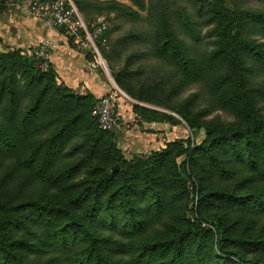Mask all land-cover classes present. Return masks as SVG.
Listing matches in <instances>:
<instances>
[{"label": "rangeland", "instance_id": "rangeland-1", "mask_svg": "<svg viewBox=\"0 0 264 264\" xmlns=\"http://www.w3.org/2000/svg\"><path fill=\"white\" fill-rule=\"evenodd\" d=\"M69 1L85 19L106 20L107 42L101 53L107 67L97 69L118 88L128 112L120 114L112 131H97L89 111L94 98L89 96L85 104L76 100L75 92L64 91L47 62L35 63L29 55L31 49L2 48L0 210L13 207L18 215L30 213L32 210L25 208L32 206L25 201L64 203L72 195L81 197L88 191L85 199L98 203L101 210L86 221L93 225L107 216L108 225L113 212L120 221L124 211L120 205L126 193L133 191L144 197L140 203L150 210L139 241H160L164 235L172 238L184 230L198 237L205 233L202 243L197 238L185 242L183 263L237 264L235 255L223 257L212 244L217 240L213 236L217 218L222 217L221 226L228 232L258 238L253 244L238 247L243 257L264 260V184H256L260 173L251 172L243 150L242 159L238 158L233 139H222L218 134L246 125L255 128L256 120L264 121L263 64L256 65L248 47L249 43L264 46V20L257 17L264 13V0ZM225 43L228 48L222 50L229 49L236 60L233 70L221 57ZM217 50L218 55H214ZM257 50L264 53L263 47ZM225 53L223 58L228 56L230 61ZM184 61L192 63L185 65ZM197 62L206 65L209 76L205 65L201 69ZM223 75L228 80L237 75V80L227 82ZM227 91L234 98H228ZM27 111L28 129L43 125L36 136L43 138L37 147L29 145L27 134L20 140L19 125ZM73 113L81 115L78 126L65 129L62 137L66 140L48 151L45 147L51 128L60 129ZM246 135L259 137L260 133L249 130ZM188 145L187 152L176 159L175 170L172 155ZM62 171L67 172L64 178ZM179 173L192 174L195 183ZM100 181L111 183L95 190ZM153 181L164 186L163 191L156 190L165 193L164 210L157 209V198L149 191ZM198 189L203 194L201 208L196 202ZM221 193L244 200L235 201ZM83 208L86 210V205ZM153 213L157 216L151 219ZM195 215L204 221L191 222L189 217ZM160 256L156 264H165L171 257L164 252ZM22 257L27 263H48L42 256L27 252Z\"/></svg>", "mask_w": 264, "mask_h": 264}, {"label": "trees", "instance_id": "trees-1", "mask_svg": "<svg viewBox=\"0 0 264 264\" xmlns=\"http://www.w3.org/2000/svg\"><path fill=\"white\" fill-rule=\"evenodd\" d=\"M247 16H252L251 13H247ZM261 20H264V13H259L257 15ZM87 19V18H86ZM235 29H233L234 31ZM232 31L229 30V34ZM108 35V31L106 33ZM229 39H234L231 37ZM228 40V39H227ZM228 44L225 43L221 45L220 53L222 59H225L228 62V66L233 70L236 66V60L233 57V54L229 53V49L223 51V48H228ZM248 47L253 52L255 56L256 65L263 64L262 70L264 72V53L257 50V47H263L262 44L254 45L249 43ZM103 51V50H102ZM182 51V50H181ZM19 53L22 50L18 51ZM228 53L231 60L229 61L228 56L223 58L224 53ZM103 53V52H102ZM225 53V54H226ZM181 54V53H180ZM218 55V50L214 53ZM39 60L35 61L38 62ZM34 63V61H32ZM195 62V61H194ZM224 62V61H223ZM191 61H184L185 65H189ZM195 64H200L201 69L204 67L203 62H197ZM194 65V64H193ZM198 65V66H200ZM48 68L52 74V77L55 79L56 74L50 67V64L47 63ZM196 66V65H195ZM237 67V66H236ZM230 69V71H231ZM259 70V68H258ZM205 71L209 69L205 65ZM204 71V72H205ZM232 72V71H231ZM223 79L228 80L226 75L222 76ZM237 80V75H235L233 80H228L227 82L232 83ZM244 85H251L250 82H243ZM264 84V81L263 83ZM64 91L71 92L70 89L63 86ZM264 88V87H263ZM230 91V90H229ZM229 91L225 94L228 98H234L232 95H229ZM261 92H263L261 90ZM76 100L88 104V97L76 95L74 96ZM90 108V117L94 122V125L97 131L101 133H107L100 131L94 119L91 116V109L94 105L92 101ZM75 108V105H73ZM70 110V111H71ZM29 112L27 111L21 120L19 125V135L20 140L23 134H27L31 137L29 145L37 147L40 141L43 139L42 136H37V133H41V125L35 129L27 128L25 122L29 117ZM36 116V115H35ZM37 119V116H36ZM81 115L79 113L70 114V117L66 119L65 122L61 125L60 129L57 127L51 128V134L47 138L49 145L45 148H48V151L52 149L53 145L60 143L61 141L66 140V136H63V131H68L71 126H78L77 123L80 121ZM253 128L250 125L243 126L242 128L234 130L221 131L219 137L222 139H233L235 141L236 153L239 159H242L243 155L241 151L244 152V157L247 161L248 166L251 169V172H259L260 177L259 181H256V184L262 182L264 184V171L261 170L262 165L264 166V159L261 158L262 152L264 151V121L256 120ZM44 127H48V124H44ZM28 129V130H27ZM249 130L259 132L258 136H247L249 135ZM110 132V131H109ZM0 132V136H2ZM246 137L243 138V136ZM4 138V136H2ZM68 138V136H67ZM19 140V141H20ZM55 142V143H54ZM62 143V142H61ZM23 148L25 147V142H21ZM62 145V144H61ZM189 145L186 148H183L177 151L171 157L172 167L177 170L176 159L187 152ZM241 147V148H240ZM251 148L253 150H251ZM35 152V151H34ZM32 153L30 156H33ZM48 154L46 153L43 157L45 161ZM28 156V158L30 157ZM215 160H218L217 156H213ZM29 159L28 161H30ZM245 168V167H244ZM244 170V169H243ZM67 172L62 171L61 177L64 178ZM180 174V173H179ZM183 178L188 181L195 183L196 179L192 174H180ZM110 175H107L106 179H110ZM111 181H100L97 184L98 188H103L108 186ZM157 181H153L152 186L149 187L151 196L157 198L156 205L158 210H164L166 206V197L163 191V184L156 185ZM196 185V184H195ZM157 189L162 191L158 192ZM87 193L81 197L72 195L64 203L62 201H25V205H30L32 208H25V210H32L30 213H25L18 215L16 208L8 207L0 210V264H33L27 263L23 260L25 253H29L32 256H42L46 259L48 263L42 264H156L157 257L160 256L162 252L164 255L167 253L171 255L170 259L166 261L165 264H185L182 261V252L184 250L185 242L191 241L192 239L197 238L200 243L206 239L205 233H199V237L195 234H190L188 231H180L179 234L172 238H167L165 235L160 241H139L138 237L141 234V229L147 226V217H145L146 212L149 213V209L144 208L140 200H143L144 197L140 196L133 191L126 193L123 203L120 205L122 207L123 215L119 221V215H111L110 222L106 224V217L101 218L100 222L97 224H88L86 221L89 218L90 214L100 213L101 206L89 199H85L89 194ZM223 196L235 198V201L244 200L234 197L230 194L221 193ZM256 197V195H254ZM197 205L201 208L203 204V194L198 189V198ZM246 204L248 203L245 201ZM264 202V199H263ZM82 205H86V210L82 209ZM76 210L79 212L77 213ZM157 210V211H158ZM192 213V212H191ZM157 216V213H153L151 219ZM149 218V217H148ZM223 219L222 217H220ZM217 218V229L214 231L213 236L216 238L215 242L212 244L215 245L223 257H228V255H235L237 258V264H264L263 259H252L247 260L243 257L242 252L238 249L243 245L253 244L258 238L253 237L248 234H238L235 232H228L225 226H221V220ZM189 220L193 221H204V219L197 218V216H190ZM127 222H133L134 224H128ZM121 223L122 225H120ZM130 226L135 228L134 232H130ZM110 229L108 232L104 230ZM165 238V239H164ZM126 239V240H125ZM132 241L128 243V241ZM152 253V255H147ZM154 254V255H153ZM191 264H205L203 261H192Z\"/></svg>", "mask_w": 264, "mask_h": 264}, {"label": "crops", "instance_id": "crops-1", "mask_svg": "<svg viewBox=\"0 0 264 264\" xmlns=\"http://www.w3.org/2000/svg\"><path fill=\"white\" fill-rule=\"evenodd\" d=\"M26 1L18 4L13 0H0V50L32 49L46 42L50 47L46 62L63 86L94 100L107 93L113 86L98 69L88 66L86 53L75 49L63 31L29 16L23 8ZM124 104L118 97L121 115L128 112Z\"/></svg>", "mask_w": 264, "mask_h": 264}, {"label": "built area", "instance_id": "built-area-1", "mask_svg": "<svg viewBox=\"0 0 264 264\" xmlns=\"http://www.w3.org/2000/svg\"><path fill=\"white\" fill-rule=\"evenodd\" d=\"M23 8L29 16L63 31L75 49L86 53L91 69L106 70L107 65L101 53L107 42L108 31L104 18L85 19L69 0H27ZM29 55L44 63L49 59L50 47L46 42L41 43L32 48ZM118 95V88L113 86L95 100L91 116L100 131L109 132L118 125Z\"/></svg>", "mask_w": 264, "mask_h": 264}]
</instances>
